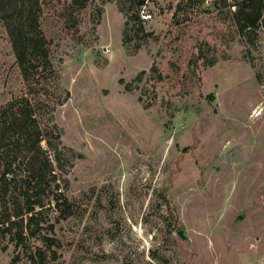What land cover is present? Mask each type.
<instances>
[{"label": "rangeland", "instance_id": "374dc122", "mask_svg": "<svg viewBox=\"0 0 264 264\" xmlns=\"http://www.w3.org/2000/svg\"><path fill=\"white\" fill-rule=\"evenodd\" d=\"M59 1L41 16L56 72L40 111L70 150L57 171L75 212L0 233V264H264V11L240 32L226 0H153L145 22L138 0L68 21ZM25 93L0 19V106Z\"/></svg>", "mask_w": 264, "mask_h": 264}, {"label": "trees", "instance_id": "16d2710c", "mask_svg": "<svg viewBox=\"0 0 264 264\" xmlns=\"http://www.w3.org/2000/svg\"><path fill=\"white\" fill-rule=\"evenodd\" d=\"M88 1H59L56 11L68 21L75 14L74 8L84 7ZM45 4L46 0H0V19L10 36L26 87L25 94L0 106V233L13 234L12 240L26 234L36 236L46 206H53L58 220L75 212L74 202L63 189L57 171L62 152L70 154V150L61 145L60 132L42 119L40 111L49 105L50 88L55 86L51 75L56 72L52 43L41 25ZM263 11L264 0H238L233 11L238 30L256 29ZM137 17L142 21L139 14L133 16ZM145 72L141 70L126 83V89H134ZM47 228L53 230L54 224ZM55 240L44 236L49 247ZM41 250L38 248V254ZM15 260L9 264H16Z\"/></svg>", "mask_w": 264, "mask_h": 264}, {"label": "built area", "instance_id": "2783aa9c", "mask_svg": "<svg viewBox=\"0 0 264 264\" xmlns=\"http://www.w3.org/2000/svg\"><path fill=\"white\" fill-rule=\"evenodd\" d=\"M138 11L142 21H149L153 18V12L155 11L154 7H151L149 4L153 2V0H139ZM200 2L199 0H197ZM228 3V7L233 11L236 9V1L235 0H226ZM203 4L209 6L210 0H202Z\"/></svg>", "mask_w": 264, "mask_h": 264}]
</instances>
